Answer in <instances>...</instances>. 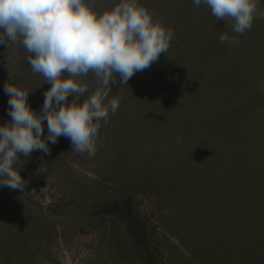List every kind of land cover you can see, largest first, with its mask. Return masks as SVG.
Returning <instances> with one entry per match:
<instances>
[{
	"label": "rangeland",
	"instance_id": "rangeland-1",
	"mask_svg": "<svg viewBox=\"0 0 264 264\" xmlns=\"http://www.w3.org/2000/svg\"><path fill=\"white\" fill-rule=\"evenodd\" d=\"M139 3L172 29L167 54L126 85L115 74L94 156L63 135L19 154L23 189L0 186V264H264V0L243 34L203 2ZM21 40L0 44V125L6 83L37 114L51 87ZM79 79L83 102L100 82Z\"/></svg>",
	"mask_w": 264,
	"mask_h": 264
},
{
	"label": "clouds",
	"instance_id": "clouds-1",
	"mask_svg": "<svg viewBox=\"0 0 264 264\" xmlns=\"http://www.w3.org/2000/svg\"><path fill=\"white\" fill-rule=\"evenodd\" d=\"M193 2L207 5L217 20H233L232 28L239 34L252 27L258 13V0ZM0 29V44L8 46V41L22 37L21 43L32 54L27 59L33 72L51 84L40 114L28 103L29 91L5 84L11 121L0 125V186L13 190L25 185L19 172L22 166L15 167L19 154L26 158L34 150L47 154L48 144L62 135L71 140V150L94 156L100 121L106 123L109 110L115 113L119 107V97L108 99L115 74L126 85L135 72L167 54L174 36L139 0H120L102 12L94 9L93 0H0ZM226 41L236 42L225 33L220 42ZM90 72L100 86L81 102L88 85L79 77ZM45 120L48 132L42 139Z\"/></svg>",
	"mask_w": 264,
	"mask_h": 264
},
{
	"label": "trees",
	"instance_id": "trees-1",
	"mask_svg": "<svg viewBox=\"0 0 264 264\" xmlns=\"http://www.w3.org/2000/svg\"><path fill=\"white\" fill-rule=\"evenodd\" d=\"M141 237V236H140ZM144 238V237H143ZM143 238H142V240H143ZM141 240V239H140ZM140 240H137V241H140Z\"/></svg>",
	"mask_w": 264,
	"mask_h": 264
}]
</instances>
